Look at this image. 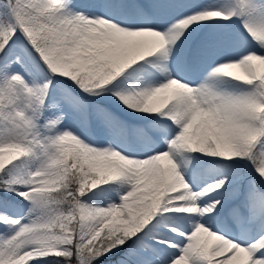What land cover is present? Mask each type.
<instances>
[{"label":"snow or ice","instance_id":"1","mask_svg":"<svg viewBox=\"0 0 264 264\" xmlns=\"http://www.w3.org/2000/svg\"><path fill=\"white\" fill-rule=\"evenodd\" d=\"M0 264H264V0H0Z\"/></svg>","mask_w":264,"mask_h":264}]
</instances>
